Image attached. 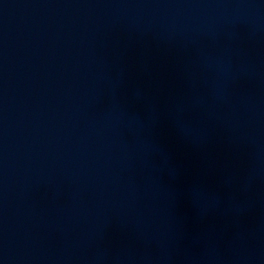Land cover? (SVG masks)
<instances>
[{"label":"water","instance_id":"1","mask_svg":"<svg viewBox=\"0 0 264 264\" xmlns=\"http://www.w3.org/2000/svg\"><path fill=\"white\" fill-rule=\"evenodd\" d=\"M0 264H264V0H0Z\"/></svg>","mask_w":264,"mask_h":264}]
</instances>
